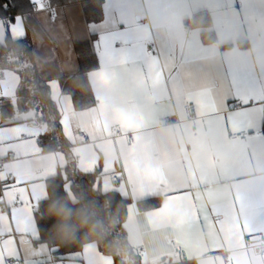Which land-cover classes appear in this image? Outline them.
Listing matches in <instances>:
<instances>
[{"label": "crops", "instance_id": "1", "mask_svg": "<svg viewBox=\"0 0 264 264\" xmlns=\"http://www.w3.org/2000/svg\"><path fill=\"white\" fill-rule=\"evenodd\" d=\"M32 2L35 10L15 17L11 35L20 38L30 30L39 73L48 84L57 86L51 96L59 109L63 110L69 99L74 105L71 95L62 91L60 79L78 71L75 43L90 42V51L99 59V66L89 72L96 101L71 113L73 130L77 131L85 114L98 105L148 125L145 136L151 138L153 150L144 147L145 136L141 134L131 148L119 149L122 157L137 170L156 171L169 188H184L190 180L199 184L192 188L198 205L223 206L230 212L237 197L245 198L246 210L233 214L232 219L237 225L254 222L258 230L260 223L253 221L249 209L252 202L264 208V0H105L104 18L91 23L79 3L50 6L47 0ZM200 11L210 13L218 42H205L206 28L186 24ZM17 27L19 34L14 37L12 29ZM5 36V21L0 18V42ZM241 40L249 45L240 46ZM150 42L156 53L147 52ZM226 43L232 44L221 46ZM151 66L162 73L155 88L150 83L145 87L137 79H148ZM5 72L18 73L0 68V79ZM101 75L108 82L101 83ZM18 81L20 85V75ZM201 94L207 97L209 112H198L194 98ZM235 100L241 106H233ZM187 102L195 105L191 114L184 108ZM20 122L29 129L45 123L31 118H21ZM243 129L248 131L245 138L231 137ZM68 143L70 148L81 147ZM58 150L68 155L64 148ZM51 151L43 150L33 159L35 169H48ZM102 167L103 159L97 170ZM41 190L45 199L47 181ZM153 197L159 204L141 209L137 201L133 219L127 212L124 228L130 244L143 248V261L160 264L172 259L170 250L162 245L173 233L165 225L146 226L149 214L165 201L163 192ZM188 239L195 250L185 260L210 264L204 249L214 246L221 249L217 255L222 257L216 264H264V254L256 255L252 249L256 242H249L245 257L235 240L225 242L223 236L209 239L196 230Z\"/></svg>", "mask_w": 264, "mask_h": 264}, {"label": "snow or ice", "instance_id": "2", "mask_svg": "<svg viewBox=\"0 0 264 264\" xmlns=\"http://www.w3.org/2000/svg\"><path fill=\"white\" fill-rule=\"evenodd\" d=\"M12 32L14 37L18 36L19 28H13ZM161 75L160 70L151 66L148 79L139 76L137 79L145 87L150 83L155 88L160 83ZM18 77L19 73L10 75L5 72L4 78L0 79V264H115V260L101 251L99 245L85 243L77 251L59 256L58 248L41 238L36 224L44 195L41 189L47 179L57 173H62L66 186L70 183L66 171L68 155L73 157L84 177H95L92 180L95 188L119 193L129 201V219H133L137 201L164 193V203L149 214L146 226L165 225L172 229L173 238L162 246L170 250L173 264H184L185 259L191 258L190 253L195 250V245L188 237L196 230L209 239L219 235L224 237L225 242L235 240L245 257L249 242L264 244V208L257 207L254 202L250 205L253 221L260 223L258 230L254 222L237 225L232 216L246 210L245 198L237 197L231 204L230 212H226L223 206L209 208L198 205L192 188L199 184L194 185L190 180L184 188H169L156 171L147 168L137 170L128 159L122 157L119 149L125 146L131 148L141 134L145 136L149 126L125 115L115 114L104 105H98L85 114V120L76 128L77 131L73 130L70 120L75 110L71 100L65 103L63 110L58 108L59 119H53L52 135L47 142L52 149L49 167L43 171L35 169L33 159L44 150L45 142L41 137L49 134V125L34 124L29 129L27 124L20 122L21 118L43 121L44 113L36 107L30 114L21 111ZM100 82H108L107 77L101 75ZM49 88L55 93L57 86L49 83ZM140 99L143 100V97ZM194 99L198 112L210 111L206 95L201 94ZM9 111L11 115H8ZM3 124L8 126L4 127ZM61 134L71 144L79 143L81 147H71L68 155L59 151ZM88 140L92 143L88 144ZM145 141L144 147L153 150L151 138L145 136ZM101 159L103 167L98 171ZM220 251L218 247H207L204 256L210 264H216L217 260L222 259L217 255ZM138 255H143L142 247Z\"/></svg>", "mask_w": 264, "mask_h": 264}, {"label": "trees", "instance_id": "3", "mask_svg": "<svg viewBox=\"0 0 264 264\" xmlns=\"http://www.w3.org/2000/svg\"><path fill=\"white\" fill-rule=\"evenodd\" d=\"M50 6H61L71 3H79L87 22H99L104 16L105 0H47ZM32 0H0V18L5 21V41L0 42V68H9L17 71L20 75L21 111L32 110L36 107L44 113L43 121L49 125V134L41 139L45 142L44 150H52L47 146L52 132L53 119H59L57 103L51 96V90L46 78L39 73L35 55L32 35L29 29L20 38H13L10 27L15 17L24 15L35 10ZM189 27H204L203 40L207 43H216L218 38L212 29V18L209 12L200 11L187 19ZM90 42H76L75 48L78 53V71L60 79L61 89L71 95L76 109H84L93 105L96 101L93 87L89 79V72L99 66V59L91 52ZM232 43L221 44L231 46ZM240 46H248V41H239ZM264 128V123H263ZM61 147L67 151L70 149L68 141L61 134ZM67 177L70 183L62 178V173H57L47 179V197L40 202L38 208L37 224L41 238L48 244L58 248L57 254L75 252L80 245L95 241L101 247V251L113 256L115 264H147L142 256L138 255L137 247L130 244L124 228L127 218V206L129 201L119 193L110 190L97 189L93 186L94 176L84 177L76 167L74 159L68 155ZM99 171V170H98ZM102 181V175L100 176ZM72 197L79 201L73 206V210L80 209L99 226L97 235L89 236L81 232L80 239L75 243H64L55 234L57 221L48 214L50 204L59 205L61 198ZM158 198L150 197L147 200L138 201L139 208L150 209L159 204ZM160 264H173V260H163ZM184 264H198L196 260H185Z\"/></svg>", "mask_w": 264, "mask_h": 264}, {"label": "clouds", "instance_id": "4", "mask_svg": "<svg viewBox=\"0 0 264 264\" xmlns=\"http://www.w3.org/2000/svg\"><path fill=\"white\" fill-rule=\"evenodd\" d=\"M79 201L72 197L61 198L59 205L50 204L48 214L53 217L55 234L61 242L75 243L80 239L81 232L89 236L97 235L99 226L89 216H86L80 209L73 210V206Z\"/></svg>", "mask_w": 264, "mask_h": 264}, {"label": "built area", "instance_id": "5", "mask_svg": "<svg viewBox=\"0 0 264 264\" xmlns=\"http://www.w3.org/2000/svg\"><path fill=\"white\" fill-rule=\"evenodd\" d=\"M51 18H53V15L51 16ZM147 52L148 53H156V47H155L154 43H152V42L148 43ZM232 105L233 106H241V103L239 101L235 100V101H233ZM184 108L189 114H191L195 110V105L192 102H187L184 105ZM8 115H11L10 111H9ZM0 124H2V120H0ZM247 135H248V131L243 129V130H240L238 132L232 133L231 137L233 139H237V138H245ZM252 249L256 255L264 254V244L255 243L252 245Z\"/></svg>", "mask_w": 264, "mask_h": 264}]
</instances>
